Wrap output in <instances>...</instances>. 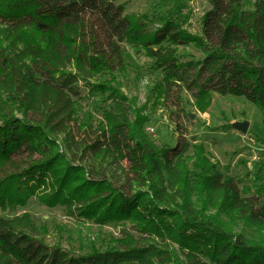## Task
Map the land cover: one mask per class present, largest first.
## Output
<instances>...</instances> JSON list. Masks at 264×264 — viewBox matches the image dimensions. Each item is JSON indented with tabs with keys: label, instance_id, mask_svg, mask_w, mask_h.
<instances>
[{
	"label": "trees",
	"instance_id": "obj_1",
	"mask_svg": "<svg viewBox=\"0 0 264 264\" xmlns=\"http://www.w3.org/2000/svg\"><path fill=\"white\" fill-rule=\"evenodd\" d=\"M113 1L0 0V210L37 197L79 220L130 223L147 238L124 232L105 249L75 255L41 240L30 213L0 215V264H148L157 256L176 264H203L200 257L264 264V238H248L234 226H264V181L240 191L203 144L185 137L156 146L145 132L143 108L130 116L134 104L117 75L132 60L124 46L130 44L162 74L151 92L155 109L164 98L180 106V94L171 92L181 91L198 68L205 77L190 86L199 111L210 108L218 91L255 104L264 122V0H210L201 33L173 14L150 30L147 14L118 18ZM182 45L201 49L205 58L181 61ZM80 81L113 108L107 124L80 123L82 133L68 139L65 153L58 136L77 121L73 91ZM24 151L27 158H15ZM120 170L131 173L125 182L116 176Z\"/></svg>",
	"mask_w": 264,
	"mask_h": 264
},
{
	"label": "rangeland",
	"instance_id": "obj_2",
	"mask_svg": "<svg viewBox=\"0 0 264 264\" xmlns=\"http://www.w3.org/2000/svg\"><path fill=\"white\" fill-rule=\"evenodd\" d=\"M113 6L118 18L132 13L147 14L150 30L159 25L160 17L173 14L193 33H201L202 16L211 8L210 0H114ZM124 46L131 54L132 60L125 71H117L122 84L120 89L129 98L130 103L134 104V109H128L130 116L134 115L137 108H143V112L149 116L144 128L156 146L172 147L180 137H185L192 145L203 144L212 161L218 164L222 175L239 182L240 191L243 186H254L264 181V122L262 112L255 104L244 97L222 95L218 91H212V105L205 112L199 111L195 105L197 90L190 84L195 80L202 81L205 74H200L196 68L190 72L189 80L183 84L181 91L175 89L171 92V95L180 94L181 105L175 106L172 99L164 98L155 109L151 92L162 78V74L154 68L153 59L146 57L144 53L136 52L133 45ZM178 56L181 61L199 62L205 58L204 52L193 45L180 46ZM106 79V76L102 78ZM46 80L51 81L48 78ZM73 93V98L78 101L77 121L71 123L66 133L58 136L61 151L65 153L68 150V139L72 136L79 137L82 133L80 123L88 122L96 129L100 123L107 124V112L113 108L106 95L90 91L87 81H80ZM28 117L34 118L31 113ZM244 121L250 123L247 133L233 127L235 122ZM192 152L191 148L189 154ZM28 155L29 153L24 151L16 154L15 158H27ZM37 157L41 156L36 154L35 158ZM116 176L125 182L131 173L128 170H120ZM24 213H30L32 216L40 230L41 240L50 246L61 245L75 255L86 254L93 246L105 249L111 238H122L124 232H129L140 240L147 238V235H141L130 223L100 225L89 220H79L69 216L65 206L47 207L40 204L37 197H32L25 207L0 210V215L5 217L22 216ZM234 226L238 234L248 238H264V226L243 222ZM174 247L178 250L177 245ZM178 253L180 254L179 250ZM200 261L203 264H214L205 257H200ZM148 264L176 263L171 260L163 261L162 257L157 256L149 259Z\"/></svg>",
	"mask_w": 264,
	"mask_h": 264
},
{
	"label": "water",
	"instance_id": "obj_3",
	"mask_svg": "<svg viewBox=\"0 0 264 264\" xmlns=\"http://www.w3.org/2000/svg\"><path fill=\"white\" fill-rule=\"evenodd\" d=\"M233 127L240 132L247 133L250 127V123L248 121L235 122L233 124Z\"/></svg>",
	"mask_w": 264,
	"mask_h": 264
}]
</instances>
